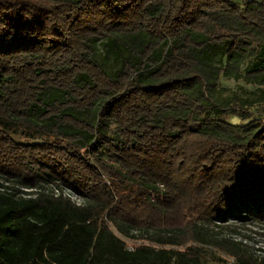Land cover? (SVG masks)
I'll return each mask as SVG.
<instances>
[{
    "label": "trees",
    "instance_id": "trees-1",
    "mask_svg": "<svg viewBox=\"0 0 264 264\" xmlns=\"http://www.w3.org/2000/svg\"><path fill=\"white\" fill-rule=\"evenodd\" d=\"M222 78L264 92V0H0V264H264L215 229L264 223Z\"/></svg>",
    "mask_w": 264,
    "mask_h": 264
},
{
    "label": "rangeland",
    "instance_id": "rangeland-1",
    "mask_svg": "<svg viewBox=\"0 0 264 264\" xmlns=\"http://www.w3.org/2000/svg\"><path fill=\"white\" fill-rule=\"evenodd\" d=\"M219 94L223 98L237 97L241 100H255L262 97L264 92L254 86L246 85L242 80H232L222 78L219 86ZM256 102L249 109L251 118L241 122L237 115H228L226 121L233 125L247 124L254 119L264 120V100H255ZM18 143H24L19 136H13ZM222 228H215L225 236H234L236 240H241L249 250L257 256H264V223H242L229 222ZM210 229H213L210 226ZM232 262L218 253H206L205 264H231Z\"/></svg>",
    "mask_w": 264,
    "mask_h": 264
},
{
    "label": "built area",
    "instance_id": "built-area-1",
    "mask_svg": "<svg viewBox=\"0 0 264 264\" xmlns=\"http://www.w3.org/2000/svg\"><path fill=\"white\" fill-rule=\"evenodd\" d=\"M72 201L76 202L77 204H79V200H77L75 197H72Z\"/></svg>",
    "mask_w": 264,
    "mask_h": 264
}]
</instances>
